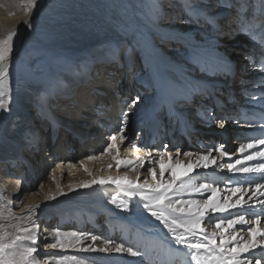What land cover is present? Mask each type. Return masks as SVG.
Returning a JSON list of instances; mask_svg holds the SVG:
<instances>
[{"label": "bare ground", "instance_id": "6f19581e", "mask_svg": "<svg viewBox=\"0 0 264 264\" xmlns=\"http://www.w3.org/2000/svg\"><path fill=\"white\" fill-rule=\"evenodd\" d=\"M13 1L19 4V8H12L10 6V3ZM54 1L55 0H40V4L43 6L45 3ZM210 1L219 2V0ZM210 1H194V3H191L190 0H146L143 2L139 0H120V2L109 0V2L105 4L103 3L98 7L94 5V8H91L94 14H97V17L89 15V20L92 21L93 24H98L99 27L97 25L95 26L104 31L105 34H108L106 39L98 40V38H94L92 41L94 45L92 46L93 51L80 58L79 68L77 67L74 71H72V65L74 63L70 61L74 59L70 56L71 52L74 53V51L71 49L66 53L69 54L68 57H62L56 60V67L61 68L63 74L68 71L81 77L89 71L90 75L87 76V81L90 83L95 81L119 84L122 80H118L113 74L112 71L114 68L112 66H119V76L124 73L123 69H129L130 67L126 66L123 68L118 62L110 59V54L105 53V47L108 45L118 52H123L124 55L122 59L126 60L128 66H130L131 59L136 62V54L140 50L138 53V73L135 77L134 70L132 74L134 79H132L136 87L138 86L145 90L144 92L150 94H146V96L149 97H143V100L138 102L134 107H131L138 110V113L135 114L131 113L132 109L127 110V108L130 109L129 105L132 103L130 99L124 100L121 98V101H116V99L120 97L116 87H112L110 91L105 92V96L104 98L102 97V99H105L106 103L108 102L115 108L113 109L114 113L121 111V114L116 117L115 114L108 115L98 110L96 112L97 118L93 119L99 120L100 124H106L107 121H111L112 123H116L115 126H117V128L109 130V128L104 129L102 125H94L93 127L95 129L92 133L95 134L93 136L83 134L80 129H78L74 136L75 139L77 138L81 144L85 143L93 147L90 149L82 148L81 151L78 152L77 157L72 156L69 152L65 153V150L69 151V149H65L64 147L60 149V158L57 159L50 153L48 159L45 161V157H39V152L42 149L40 142L35 140L38 141V147L35 143L32 147H28L25 141L26 133L32 134L34 138H36V134L38 135L37 129H35L37 121L40 123L45 122L46 130L51 134V129L47 128H49L48 124L56 122V120L51 117V113L53 112L56 114L58 113V115L64 119L72 118L74 128H77V124L81 125L82 123L81 126H84L88 130L92 129L89 128V126H92V118L88 120V118L84 117L82 114H80L81 116L71 115L68 113L67 108L60 111L53 107L55 106L54 103H49V100H54V97H58L60 93L72 87L73 79H68L67 75L62 74L57 79L45 78L44 76L46 80L43 85H46L45 87L41 85L39 87L40 91L37 89L24 95V103L22 105L16 104L14 107L9 105L11 111L8 113V116L6 118H0V121L8 119V123H6L5 126L6 132L0 128V225H5L9 232H15V228L12 227V225L17 223L31 227V223L27 219L29 213L26 205H39L38 208L34 207L31 220L39 225L41 234L39 230L38 240L35 245L30 241L23 242L26 247H37L38 251L34 255L38 264H157L160 258L166 261L167 256L171 257L170 260L172 264H191L190 255H187L188 250L184 249L183 246L175 244L171 235L167 232V229L142 208L143 201L138 194L130 198L126 192L112 184H105L102 186L93 185L90 188H79L78 185L90 182L94 178L115 177L124 174L135 179L137 172L134 171L132 167L117 168L116 160H114L113 157L115 156L121 161L128 159L135 160L137 156L143 155L148 147L159 149L161 146L160 141L163 138H165L164 142H166L167 145L169 142L172 143L171 145L174 144L173 147L176 148L183 145L182 148H185L186 151L193 152V150H195V153H193L194 155L207 153L211 150V154L217 157L218 163H224L226 159L223 161L219 160L215 147L211 145V140L213 138L211 132L197 133V129H193L194 125L192 120L191 122L190 120L186 121L189 119L186 117L185 119L177 121L176 124L174 123L175 125H172V117L175 111L171 104H164V102H162L161 106H166V109H163V116H161V114L159 116V110L157 111L159 117H155L154 120L158 124V128L150 129L148 124L141 120L143 111L152 108V106L156 104L151 100L152 97L154 98L160 93L161 95L170 96L174 101L181 102L180 105L174 103V107L177 108V113L179 114L190 112L191 116L193 112L198 109L199 113L203 115V110L208 112L212 109L210 115L206 113L199 119V123L201 124L200 128H204L205 130H207L206 127L208 128L211 125L218 126L217 121H225L227 118L226 123L229 124L230 129L233 128L234 123H238L236 109L233 106L231 107L234 103L232 101H235L236 97L238 99L240 96L241 92L237 90L238 87L241 86L242 83L248 84V90L244 92L249 93L250 90H254V87L259 85L258 77H260L261 73H264L262 70L258 71L255 66L249 64L251 63V56L257 61L256 64H258L260 60H264V53L261 50L262 46L259 44L262 40L260 39L262 37L259 38V32L264 30L261 24L264 19V0H255L257 8L252 7V12H249L251 13V20L254 19L248 24H246L247 22L245 23V26H250L249 30L240 28L247 17L249 5L246 9L241 7L238 12L232 13V16L229 13L225 15L224 18H219L222 14L216 13V9L218 12L220 10L217 7L211 8L212 2ZM246 1L249 2V0H242V5H244ZM189 2L191 3L190 6ZM253 3L254 0H251V4ZM58 4L61 10H63L61 4L67 5L62 0H59L56 3L55 10H53L54 8H51L50 5L44 7L47 8L50 6L47 13L53 18L51 21H64L60 19L63 16H67L66 13L63 12H59L55 15ZM148 4H150V6ZM111 5L113 7H111ZM205 5L207 9L203 13L207 14L208 17L206 18H209L212 29L213 24H221L222 21H227L224 25V29H227L228 33H226L225 36L218 27H215L210 35L203 34L201 39H197L193 36V32H196L193 31L194 28H198L197 32H199L202 27H207L204 26L206 24L203 23L207 21H204L201 16L198 15L196 9L191 6L205 8ZM225 6L228 7L227 5ZM21 7L22 5L19 0H0V24L4 29L8 31L17 30L25 26V23H23L24 21H29L31 27L34 28L33 30H36V22L39 20L36 8V12L33 14L32 11L30 13L25 11L23 7L22 12L19 11ZM171 7H173V9H171ZM167 9L173 12L176 11L175 16L178 18L175 17L172 23L168 21L163 23V21L159 20L160 18L157 19V17L154 16V14H158L161 17L160 14H165V10ZM178 9H181V12L178 13ZM242 13H244V16L241 15ZM179 16H183V19L189 18L188 21L194 24L189 26V23H185L186 19L183 21ZM233 16L235 18L229 20V18ZM239 16H242L241 19L237 18ZM255 19L258 20V24L255 22ZM65 20H71L72 23L75 22L81 25V22L88 20V18L84 15L72 12ZM255 24L257 25L255 26ZM172 25V28L166 27H171ZM100 26H103V28ZM64 28L70 29L67 26H64ZM234 28H236V31H233ZM208 31L209 29L207 32ZM233 32L235 38L229 39L228 36H231ZM168 35L170 37L175 36V40L169 39L170 37H168ZM256 37L259 38V46L253 44V41L250 39H256ZM244 41L251 42L252 46L255 48L254 54H252L253 51H249L252 47L244 49ZM232 42H234V45L230 46L229 44ZM26 43L27 39L25 41V47L27 48ZM179 43H182L183 47H178L177 44ZM31 46L32 45H29V47ZM230 47L233 48V50L230 51L231 56L229 58H234V60L225 62L226 56L224 52ZM24 50L25 48L23 51ZM243 52L248 53L249 56L243 55ZM129 55L131 59L128 58ZM11 58H16V54L12 57H8V60ZM105 59L109 60L110 65L108 66L107 72L101 74L95 65H91V62L93 60L107 61ZM123 64H125V61ZM244 64H246L247 68L245 67L242 71ZM110 67H112V69ZM171 68L176 69L174 71ZM40 69H43V67ZM178 71L180 72L178 73ZM201 71L207 74L211 73L210 76H217L219 74L218 79H220L212 83L208 89L209 92H207V94L211 98L204 93L201 94L200 99L195 103L194 101L192 102L191 99H193V97L195 99V95L201 93V91L194 87L193 96L192 91H187L191 86L189 84V81H191L189 75H194L195 72ZM149 73L152 75L153 81L145 83L146 81L143 79H145L146 75ZM243 73H246L247 75L244 74L246 76H249V73H251L255 78L241 82V78L239 79L236 77L238 75L243 77ZM103 75L106 77H103ZM223 76H226V81L222 79ZM154 79L156 80L155 82ZM54 80H61V82L57 84ZM173 87L176 88H174L172 95L171 88ZM9 88L10 84L8 81V94L10 91ZM260 89L264 90V83L260 85ZM76 90L77 93L75 96L77 98L82 96V98L85 99L91 95L93 102L94 99H99L95 94H89L87 89L84 88V84ZM8 94H6L5 98H7ZM256 98L257 97L254 99ZM112 99H114L116 103ZM210 99H212V101H210ZM189 100L190 103H182L184 101L189 102ZM44 101H47L49 104L43 108ZM125 102L126 104L123 105L122 103ZM161 106H159V108ZM36 109L40 110L41 117H45L41 118L37 115L33 119L32 117ZM84 109L85 108L82 106L78 107V114L81 111L83 114H86ZM87 110L90 111V109ZM125 111L128 112L126 121L124 118ZM92 116L93 113H91L90 117ZM134 116L140 117L133 118ZM105 119L107 120L105 121ZM120 120L122 121L120 122ZM13 121L17 122V128L15 130L11 127ZM64 123L69 124L68 121ZM121 126H124L125 129L127 127L128 130L126 132H130V136L126 137L123 142L120 141L119 136H125L126 132L119 133ZM224 127H226V124ZM61 128L64 133H66L64 137H71L66 128ZM141 128L142 130L144 129L143 134H146L145 138L147 137V140L146 142H134L133 138L134 136H138L137 131ZM134 129L138 130H135L136 132L133 133ZM190 131L193 132L191 133ZM114 133H119L117 148L108 153H104V149L111 142L110 137ZM159 133L160 136L158 137ZM52 134L53 137H56L55 133L52 132ZM98 135L100 136V140L98 144H96L94 141H96V136L98 137ZM139 135L142 136V134ZM153 135L155 139L150 138ZM177 140L183 143L178 145ZM45 141L49 144L50 137ZM197 142H201L200 146L197 145ZM137 148H139V151H137ZM174 149L175 148H173V150ZM163 151L164 150L161 152ZM172 152L175 153V151ZM89 156L95 158L88 159ZM154 158L158 159V157ZM179 159L187 162L182 153ZM175 160L176 157L173 156V164H175ZM56 163L58 164L56 168L53 170L47 169L48 164L55 165ZM109 165H111V167H109ZM148 166V164H145V166L141 168L139 165H136L139 169L140 182H143L145 177L151 180V177L147 173ZM85 168L87 171H85ZM184 170V165H179L175 169L177 175H180ZM219 171L220 169L215 167H210L207 170L197 169L192 176V180L196 183L216 184L221 189H226L229 187L227 182L210 181V177L217 176L216 172ZM167 178L168 176L166 174L165 179ZM61 192L67 195H60ZM206 195L207 194H205V198ZM224 195H228V193L217 192L215 199L220 200ZM250 195L251 193H246L245 199ZM49 196H56L57 198L55 200H46L45 198ZM113 197H115V203H113ZM194 198L199 199L201 197L196 196ZM233 199H236V197H233ZM123 204H128L129 209L127 211L123 210ZM51 217H54V220ZM247 218L251 220L249 213H247ZM66 221H68V225L64 224ZM214 224L215 219L211 221L206 219L202 222V227L211 231L213 230ZM240 227V225H237V230H239ZM260 227H264V222L260 223ZM56 228H59L61 232L65 233H83L84 235L81 243L77 244L75 247L66 249H61L59 247L52 248L50 246L45 247V244L51 245L55 242L48 234L52 233ZM45 229H47L46 232L44 231ZM91 236H96L97 240L93 241ZM45 237L48 238L45 239ZM105 241H111L112 243L107 244ZM120 243H123L125 247H132L134 251L139 252L141 255L132 257L128 253L115 252V245ZM89 247L92 249L91 251L88 250ZM104 248H108V251H102ZM147 255H149L150 258L146 260L145 256ZM66 256L68 257L67 259H69V261L66 260L67 262L63 260ZM153 257H157L154 260L155 262L151 260Z\"/></svg>", "mask_w": 264, "mask_h": 264}, {"label": "snow or ice", "instance_id": "6c2138e0", "mask_svg": "<svg viewBox=\"0 0 264 264\" xmlns=\"http://www.w3.org/2000/svg\"><path fill=\"white\" fill-rule=\"evenodd\" d=\"M19 2L29 13L38 4V0H19ZM23 23L31 27L29 21ZM16 35V30H10L6 37L0 38V114H8L11 111L9 103L5 99L9 78L7 60L13 51V37ZM139 100L140 97L137 96L129 107H134ZM124 118L126 121V112ZM217 124L223 128L225 121H217ZM11 127L15 130L17 122L13 121ZM124 131V127L119 129V133ZM261 131L264 133V125H261ZM119 133H114L110 137L111 143L104 149V153L117 148ZM125 138L123 135L119 136L121 142ZM25 141L28 147H32L34 143L38 147V141H35L32 134L26 133ZM260 146H264V138H248V142L241 143L237 149L241 158L234 161V154L225 151L223 144L215 147V151L219 153V160L223 161L227 158L232 161L228 163H218L217 157L211 154V150L195 155L191 151H183L182 155L187 161L185 162V160L179 159L181 156L179 147L176 148L175 153L167 150L168 145H163L165 149L163 152L148 147L143 155L137 156L135 160L121 161L117 157H113L116 160L117 168L132 167L137 172L135 179L127 174L100 177L78 185V187L90 188L93 185L112 184L126 192L130 198L138 194L143 201L142 208L167 229L175 244L188 250L191 264H261V260L264 259V227H260L262 216L254 213V218L250 220L247 218L246 210L259 207L261 212H264V199H260V197H264V183L249 184L245 188L242 183L236 182L235 186L221 189L216 184L196 183L192 180L197 169L207 170L210 167L219 168L221 171H227L233 175H257L264 180V148H261L260 151L249 152V150ZM173 156L176 157L175 164L172 163ZM154 157H158V159ZM94 158L88 157V159ZM145 164L149 165L147 173L151 180L145 177L144 181L140 182L139 169L136 165L142 168ZM179 165H184L185 170L177 175L175 169ZM85 171H87L86 168ZM166 174L167 179H165ZM232 183L229 181V185ZM217 192L230 194L224 195L222 199L218 200L215 199ZM248 192H251V195L245 199V194ZM205 194H207L206 198ZM60 195L67 194L61 192ZM196 196L201 198H194ZM56 198V196H49L45 199L55 200ZM113 203H115V197H113ZM34 207L38 208L39 205H26L29 213L27 219L31 223V227L17 223L12 225L15 232H9L5 225H0V264H38L34 255L38 251L37 247H26L23 244L24 241H30L35 245L38 240L39 225L31 220ZM122 207L125 211L129 209L128 204H123ZM206 219L209 221L215 219L213 230L209 231L202 227V222ZM237 225L241 226L239 230H237ZM44 231L46 232L47 229ZM48 235L55 242L51 245L45 244V247L66 249L81 243L84 234L65 233L56 228ZM47 238L45 237V239ZM91 239L96 241L97 237L91 236ZM105 243L111 244L112 242L105 241ZM88 250L92 249L89 247ZM114 250L117 253H128L132 257L141 255L132 247H125L123 243L116 244ZM102 251L107 252L108 248H104Z\"/></svg>", "mask_w": 264, "mask_h": 264}, {"label": "rangeland", "instance_id": "374dc122", "mask_svg": "<svg viewBox=\"0 0 264 264\" xmlns=\"http://www.w3.org/2000/svg\"><path fill=\"white\" fill-rule=\"evenodd\" d=\"M56 1L57 0H55L54 2H50V3H45L42 6L40 4V0H38V4L35 7L36 11H37V17L39 19L36 22V30H33L34 28L28 27V25L25 24L24 27L19 28V29L16 30L17 31V35L13 37V51L9 55V57H12L13 55L16 54V58L17 59L16 58H11L10 60L7 61L8 66H9V78H8V81H9V84H10V88H9L10 91H9V94L7 93L8 94L7 98H5L6 101L9 103V105H12V107H14L16 104L22 105L24 103V98H23V97H25L24 95H26L28 93H31L32 91L37 90V89H38V91H40L39 87L44 84V82L46 80L45 78L57 79L60 75L63 74V72L61 71V68L56 67V60L58 58H62V57L66 58V57H68L69 54H66V53H67V51L69 52V49L74 51V53L71 52V54H70V56H72L74 58L73 60H70L72 63H74L72 65V71H74V69H76L77 67L79 68V65H80V61L79 60H80V58L86 56V54H89L90 52L93 51V47L92 46H94V45H93L92 41L94 40V38H98V40L99 39L102 40V39H106V37L108 35V34H105V32L102 31L100 28L98 29V27H99L98 24H96V23L93 24V22L89 20L90 19L89 15L97 17V14L95 15L91 8H94V5L95 6L97 5V7H98L101 4H103V3L105 4L106 2H109V0H62L67 5L61 4V7L63 9V10H61V9H59L60 5L58 4L56 9L59 10V11L56 10L55 11L56 12L55 15L58 14L59 12H63V13H66L67 16L66 17L63 16L60 19V20H64V21H58V20L51 21L53 18L47 12H48L50 6H51V8H54L53 10H55L56 3L59 0L57 2ZM113 1H119L120 2V0H113ZM139 1L143 2V1H146V0H139ZM194 1L199 2V1H204V0H190L191 3H194ZM241 1L219 0L218 3L214 2V1H210V2L216 4L215 7H217L220 10L218 12L217 9H216V13L222 14L221 18H224V16L229 14V13L231 14L232 7L233 8L234 7H238V8L235 9V12H233V13H236V11L238 12L239 9H241V7L243 9H246L248 7V5H249V7H248L249 11H247V12H252V10H251L252 7H256L257 8V5H255L256 4L255 0H254L253 4H251V0H249V2L246 1V3H244V5H242ZM162 3H163V1H162ZM191 3L189 4V6L191 5ZM47 5H50V6H48L47 8H44ZM148 5L150 6V4H148ZM174 5L176 6L175 3H174ZM224 5H227L228 7L225 6L226 9L222 10V7H224ZM252 5H254V6H252ZM10 6L12 8H17L19 6V4H17L16 2L13 1V2L10 3ZM22 7H21V10H19L21 12L24 9V7H23V9H22ZM111 7H113V6L111 5ZM191 7L196 9L198 15L201 16V18L204 21H207V22H203V23L206 24L204 26H207V27L206 28L202 27L199 30V32H197L198 28L197 29L194 28L193 31H196V32H193V36L195 38L201 39L203 34L204 35H207V34L210 35V33L212 32V30L215 27H218L220 29V31L222 30V34L224 36H225L226 33H228L227 32L228 30L224 29V25H225V23L227 21H225V22L222 21L221 24H213V29H212L211 23H209L210 22L209 18L208 19L206 18V17H208L207 14L203 13L207 9L206 5H205V8H199L198 6H191ZM212 7H214V6H212V4H211V8ZM35 8L32 9V13L33 14L36 12ZM171 9H173V7H171ZM72 12H74L75 14L78 13L79 15H84L86 18H88V20H86L84 22H81V25L78 24V23H75V22L72 23L71 20H67L66 21L65 19H67L70 16V14H72ZM177 12L178 13L181 12V9H178ZM216 13H215V16H216ZM175 14H176V11L173 12V11L167 9V10H165V14H163V15L160 14L161 17L158 14L157 15L154 14V16L157 17V19L160 18L159 20L163 21V23L165 21H168L169 23H172L173 20L175 19V17L178 18L177 16H175ZM181 14L184 15L183 13H181ZM241 15L244 16V13H242ZM179 17L183 21H185L184 19H186L185 23L186 24L189 23L188 24L189 26H191V24H194V23H190L188 21L189 18H184L183 19V16H179ZM239 19H241V18H239ZM252 20H254V19H252ZM255 22L257 23L258 20L255 19ZM248 23L249 22H247L246 24H248ZM257 24H255V26ZM95 25H97L98 27H96ZM64 26H67L70 29H65ZM100 27L103 28V26H100ZM166 27L172 28L173 25L171 27H169V26H166ZM247 27H250V26L247 25ZM240 28L243 29V27H240ZM84 29H85V31H84ZM208 29H209V31L207 32ZM235 29L236 28H234L233 31H236ZM204 30H206V31H204ZM247 30H249V29H247ZM87 31H88V33H87ZM8 32L9 31L7 29H4V27L0 24V38L6 37ZM168 37H170V36L168 35ZM174 37H170L169 39L175 40ZM228 37H229V39L235 38L234 32L231 33V36H228ZM254 38L253 39L250 38L253 41L252 43L257 45V46H259V44L262 46V44L261 43L258 44L257 40L254 39ZM26 39H27V43H26L27 48L25 47ZM260 39H262V38H260ZM158 44H162V43H158ZM29 45H32V46L29 47ZM177 45H178V47H183L182 43H179ZM229 45L230 46L234 45V42L230 43ZM19 46H20V48H19ZM24 48H25V50L23 51ZM76 48H78V49H76ZM232 50H233V48L230 47L224 52V55L226 56L225 57V62L234 60V58L233 59L229 58L231 56L230 55V51H232ZM139 52H140V50H139ZM139 52H137V54H136V56H137L136 62H134L133 59L130 58L131 56L129 55L128 58L131 59V63H130V66H128V64L126 63V60L122 59L123 55H124L123 52H118L116 49L110 48L107 45V47H105V53L106 54L107 53L110 54V59L114 60L115 62H118L119 65L122 66L123 68H125L126 66L130 67L129 69H123L124 73H122V75L119 76V73H118L120 71L119 66L118 65H113L112 66L114 68V70L112 71L113 74L117 77L118 80H120V79L122 80L121 83H119V84L112 83L111 84V83H101V82H95V81H92L90 83V82L87 81V76L90 75L89 71L86 72L85 75L82 76V77L74 75L73 73L67 71L63 75H67L68 79H73L72 87L70 89L65 90L62 93H60L58 97H54V100H49V103H54L55 106H53V107H55L57 110H60V111L61 110H65L67 108L68 109L67 110L68 113L71 114V115L72 114L78 115V116H81L80 114L85 115V114H83L82 111L78 114L77 109H78V107H81V106L86 108V109H90V106L92 105V102H93V98L91 97V95L89 97L85 98V99H83L82 96H80L78 98L75 96L76 93H77L76 89L78 87H80L82 84H84V88L87 89L89 94H95L97 98H102V97L104 98L105 92L110 91L112 89V87H116L117 93H119V95H120L119 98H122L124 100L130 99L131 102L137 96L140 97V100L138 102L143 100V97H149V96H146V94H150V93L144 92L145 90H143L142 88H140L138 86L136 87L134 85V83H133V81H134L133 80L134 76L132 77L133 71L135 70V72H134L135 77H136V75L138 73V66H139V64H138V62H139L138 55L139 54L138 53ZM163 52H165V51H163ZM49 56H50V59H49ZM77 56H80V57H77ZM105 60H107V61H104V60L103 61H95V60H93L91 62V65H95V67H97L99 69V71H100L99 73L104 74V73L107 72L108 66L110 65L109 60L108 59H105ZM124 61H125V64H123ZM132 62H133V64H132ZM246 64H244V66L242 67V71L245 69ZM41 67H43V69H40ZM112 67H110V68L112 69ZM171 69L175 71L176 68H171ZM180 70L185 71L183 69H180ZM179 72L180 71H178V73ZM195 73H194V75L193 74L189 75L190 76V80H191V81H189V84L191 86L189 87V89L187 91H192V96H193L194 90H195L194 87L197 88V89H200L201 93L196 94L195 95V99H194V97H193V99H191L192 102L194 101L195 103H197V101L201 97V94H204V93L207 94V92H209L208 89H209L210 85L212 83H215L220 78L218 79L219 74L217 76H215V75L210 76L211 73L207 74V73H204L203 71L195 72ZM95 74H96V72H95ZM244 74H246V73H243V75ZM44 76H45V78H44ZM103 77H106V76L103 75ZM143 80L146 81L145 83L152 82L153 81V77L149 73V74L146 75L145 79H143ZM54 81H56V80H54ZM126 81H127V83H126ZM155 81L156 80L154 79V82ZM56 82L58 84V82H61V80L60 81L58 80ZM74 84H75V86H74ZM43 86L45 87L46 85H43ZM174 88H176V87L171 88L172 89V95H173V92H174L173 91ZM102 92L104 93V95H103ZM208 97H210V96L208 95ZM75 98H76V100H75ZM236 99H237V97H236ZM151 100L154 101L156 104L154 106H152V108L143 111V114H141L142 115L141 116L142 122L145 119H146L145 123H147V122H149L151 120L153 122H155V120H154L155 117H159L157 115L158 108H159V106H161L162 102H164V104H171L172 108H174L175 113H174V116L172 117V125H175L177 123V121H179L180 119H185V117H186V118H189L186 121L190 120V122H191V120H192V123L194 125L193 129L194 128L197 129V131H196L197 133H199V132L200 133H209V132H211L212 129H215L214 127H219L217 125L216 126H212L211 125L208 128L206 127L207 130H205L204 128H200L201 124L199 123V119H201L204 116V114H206L207 112L205 110H203L204 114L201 115L199 113V110L197 109V110H195L193 112V114L191 116H190V112H183V113L179 114V113H177V108L174 107V103L177 104V105H180L181 102L174 101L170 96L161 95L159 93L154 98L152 97ZM103 102L106 103L105 99H103ZM232 102H235V101H232ZM49 103L47 101H44L43 102V108L45 106H47ZM100 103H101V101H100ZM182 103H190V100H189V102L184 101ZM86 104H89V105H86ZM122 104L125 105L126 102L122 103ZM95 106L96 105L93 104L91 106V108H93ZM127 110H131V113H135V114L138 113V110H136L134 108H130V109L127 108ZM160 110H159V113H160ZM34 112H35L34 116L32 117L33 119L37 115L39 117H41L40 110L36 109ZM125 112L128 113L127 111H125ZM115 115H116V117H118L117 115H119V114H115ZM7 116H8V114H0V118H6ZM152 116L154 118H152ZM44 117L45 116H42L41 118H44ZM51 117H53L54 120H56V122H52L51 124H48L49 128H47V129H51V134L49 133L48 130H46V123L45 122L40 123L39 121H37L36 125H35V129H37V132H38V135L36 134L35 140H38L40 142V146H42V149L39 152V157L40 158H44L45 157V161H46V159H48V157H49V154L51 153V155L53 154V157L58 159V158H60L59 156L61 155L60 149L64 148V147H65V149H69V151L65 150V153L69 152L72 156L77 157L78 152H80L82 148L83 149L84 148L90 149V148L93 147V146H90L89 144H85V143L81 144L78 141V139L77 138L75 139V137H74L75 133H76V131L78 129H80V131L83 134L92 135L93 136L95 134V133H92L93 129H90L91 131L88 130L84 126H81L82 123H81V125L77 124V128H74V123L72 124V118L64 119L63 117L59 116L58 113L57 114L54 113V112L51 113ZM137 117H140V116H134L133 118H137ZM90 118H92V117H90ZM117 120H118V118H117ZM66 121H68L69 124L64 123ZM121 121L122 120H120V122ZM6 123H8V119L3 120V123H0V128L3 129L4 132H6V130H5ZM77 123H79V122H77ZM155 124L158 126V124L156 122H155ZM94 125L95 124H93V122H92V127ZM61 127L66 128L68 130V134L71 137H64L66 133H64V131L62 130ZM121 127H124V126H121ZM196 127H198V128H196ZM89 128H91V127L89 126ZM124 129H125V127H124ZM127 130H128V128L126 127L124 132H126ZM135 130L137 131L138 129H134L133 133L136 132ZM52 132L56 134V137H53ZM190 132L192 133L193 131H190ZM216 132H219V131L216 130ZM129 133H130L129 131L126 132V135L124 134L125 137L130 136ZM143 133H144V130H142V128L140 130H138L137 131V135L139 137L138 136H134L133 141L134 142L135 141L136 142L137 141L142 142L140 139H142ZM139 134H142V136L139 135ZM145 136H146V134L144 135V138H145ZM48 137H50L49 144H47L46 141H45ZM96 138H97V136H96ZM146 140L147 139H144L145 142H146ZM164 141H165V138L161 139V141H160L161 142V146L159 147V149L161 151L165 150L163 148V145H167L166 142H164ZM177 141H178V143H177L178 145H180V143L181 144L183 143V142H180L179 140H177ZM200 144H201V142H197V145L200 146ZM93 145H95V144H93ZM182 146L183 145H181L180 147L178 146L181 149V153H183V151H186L185 148H182ZM172 148H175V149L173 150ZM172 148H170L169 150L167 149V150L168 151H170V150L176 151V147H172ZM76 149H77V151H76ZM192 153H195V150H193ZM47 161H49V160H47ZM57 165H58L57 163L55 165H49L48 164L47 169L53 170L54 168L57 167ZM51 218L54 220V217H51ZM67 222L68 221H66L64 224H67ZM65 226H62V227H65ZM40 234H41V230H40ZM64 258H63V260L65 262L69 261V259H67L68 258L67 256L64 257Z\"/></svg>", "mask_w": 264, "mask_h": 264}]
</instances>
